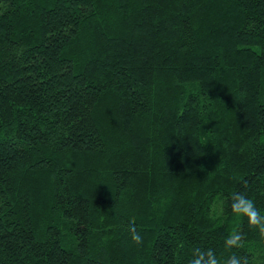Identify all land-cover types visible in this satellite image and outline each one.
<instances>
[{
	"label": "trees",
	"instance_id": "16d2710c",
	"mask_svg": "<svg viewBox=\"0 0 264 264\" xmlns=\"http://www.w3.org/2000/svg\"><path fill=\"white\" fill-rule=\"evenodd\" d=\"M238 193L264 0H0V264H264Z\"/></svg>",
	"mask_w": 264,
	"mask_h": 264
},
{
	"label": "clouds",
	"instance_id": "9594fccd",
	"mask_svg": "<svg viewBox=\"0 0 264 264\" xmlns=\"http://www.w3.org/2000/svg\"><path fill=\"white\" fill-rule=\"evenodd\" d=\"M232 212L239 217H246L249 225L257 228L259 232L264 235V216H262L259 210L256 208L254 202L243 193H238L233 196L231 203ZM132 239L139 243L142 237L139 233L133 232ZM229 244H234L235 239L229 240ZM193 264H201V260L198 258L193 261ZM208 264H218L214 256L210 254ZM227 264H239V260L235 258L229 259Z\"/></svg>",
	"mask_w": 264,
	"mask_h": 264
}]
</instances>
